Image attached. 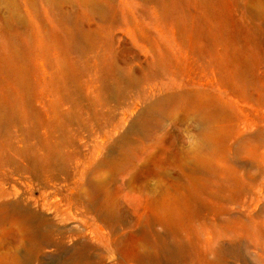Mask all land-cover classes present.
Returning <instances> with one entry per match:
<instances>
[{"label": "rangeland", "instance_id": "1", "mask_svg": "<svg viewBox=\"0 0 264 264\" xmlns=\"http://www.w3.org/2000/svg\"><path fill=\"white\" fill-rule=\"evenodd\" d=\"M251 12L264 0H0V208L51 229L34 252L9 218L0 264H264L263 53L241 56L249 79L230 63Z\"/></svg>", "mask_w": 264, "mask_h": 264}, {"label": "bare ground", "instance_id": "2", "mask_svg": "<svg viewBox=\"0 0 264 264\" xmlns=\"http://www.w3.org/2000/svg\"><path fill=\"white\" fill-rule=\"evenodd\" d=\"M251 14V21L254 24L249 28L247 43L243 49L239 48L238 51L235 52V57L230 60L231 65L234 67L233 71H236V73L233 74V79H249L250 77H254L252 74L253 68L255 67L253 63L254 61L246 57H241L246 50L251 51V48H253L257 54L263 53L262 55L264 59V39L261 37L264 35V23L260 26L253 27L258 21L264 22V16L253 12H251ZM235 39L238 38L236 37ZM206 114L210 121L221 118V112L218 109L209 108L206 111ZM261 138H263V136ZM162 174L167 175V173ZM87 192V196L89 197L91 204L94 206L96 205L97 208V194L99 191L96 189H90V192ZM99 205L101 210L104 209L109 213L106 216L107 219L113 220L115 215L114 211L104 207V205L100 203ZM9 218L18 220L17 226L24 237H27L32 242L34 252L35 248L36 251L41 252L43 248L51 245V229L37 214L26 208H22L17 204L12 206L10 209L0 208V225L4 224ZM166 253L172 258H181V255L184 253V248H182L181 245H178L173 249L167 250ZM143 259L149 261L150 263H157L156 254L153 252V249L148 246L145 247ZM27 264H29V262Z\"/></svg>", "mask_w": 264, "mask_h": 264}]
</instances>
